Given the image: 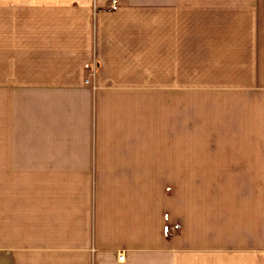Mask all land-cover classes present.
I'll return each mask as SVG.
<instances>
[{
	"label": "crops",
	"instance_id": "0c3cea01",
	"mask_svg": "<svg viewBox=\"0 0 264 264\" xmlns=\"http://www.w3.org/2000/svg\"><path fill=\"white\" fill-rule=\"evenodd\" d=\"M112 1L0 0V264H264V0Z\"/></svg>",
	"mask_w": 264,
	"mask_h": 264
},
{
	"label": "rangeland",
	"instance_id": "374dc122",
	"mask_svg": "<svg viewBox=\"0 0 264 264\" xmlns=\"http://www.w3.org/2000/svg\"><path fill=\"white\" fill-rule=\"evenodd\" d=\"M226 136V133L222 128H218L217 137L210 142H201L198 144L200 150L203 151H212L219 154H225L230 156V161L236 166V169H233L231 173L226 175H216L214 177L215 183H231L236 185L251 184V183H264V164H263V173H246L244 169L240 168V162L243 161H252L250 159H243L246 154L258 153L264 157V144H255V143H240V142H229ZM197 145L194 143V147ZM241 157L242 159L238 158ZM264 163V160H263ZM250 170V169H248ZM199 177L196 182H203L202 177H211L212 176H184L185 182H192L191 178Z\"/></svg>",
	"mask_w": 264,
	"mask_h": 264
},
{
	"label": "built area",
	"instance_id": "2783aa9c",
	"mask_svg": "<svg viewBox=\"0 0 264 264\" xmlns=\"http://www.w3.org/2000/svg\"><path fill=\"white\" fill-rule=\"evenodd\" d=\"M113 2V5H115L116 3H117V0H113L112 1ZM92 73H93V70H92ZM90 80L89 79H87V82H89ZM124 258V256L123 255H120V257H119V259H123Z\"/></svg>",
	"mask_w": 264,
	"mask_h": 264
}]
</instances>
